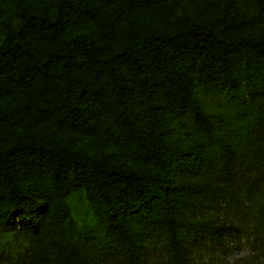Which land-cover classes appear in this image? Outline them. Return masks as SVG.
<instances>
[{"label": "trees", "instance_id": "obj_1", "mask_svg": "<svg viewBox=\"0 0 264 264\" xmlns=\"http://www.w3.org/2000/svg\"><path fill=\"white\" fill-rule=\"evenodd\" d=\"M5 26L0 210L32 243L30 262L97 264L115 249L125 264H152L139 241L156 229L170 264L219 242L227 228L202 210L232 205L236 159L264 153L250 129L264 121V0H31ZM205 92L224 95L240 123L227 127L228 110L200 104ZM186 112L192 143L180 147L170 125ZM110 131L138 167L82 153L66 136L104 145ZM81 186L97 227L74 239L62 225H74L66 195ZM37 201L43 212L29 218ZM138 204L139 230L129 217ZM41 225L60 235L44 245Z\"/></svg>", "mask_w": 264, "mask_h": 264}, {"label": "rangeland", "instance_id": "obj_2", "mask_svg": "<svg viewBox=\"0 0 264 264\" xmlns=\"http://www.w3.org/2000/svg\"><path fill=\"white\" fill-rule=\"evenodd\" d=\"M31 0H5L4 22H0V42L4 38L8 18L11 12L20 9L30 3ZM226 97L218 96L215 92L199 93L197 101L208 109L225 108V126L233 127L240 123L235 118L233 111L225 104ZM255 118L251 120L250 129L259 136L264 135V121L261 124L255 123ZM191 125V118L188 112L182 113L180 118L171 122V138L176 139L180 147L188 146L192 143V138H188L187 132ZM118 132L110 131L109 140L104 145H99L88 132L68 133L70 141L82 153L88 155L114 154L119 160L133 167L138 164L131 156L119 146L117 142ZM261 139V138H260ZM264 144V139L260 140ZM237 171V186L239 196L232 205L218 204L212 208L206 207L202 210L203 216H211L221 223L227 231L218 242L203 241L197 245H192L189 249L190 261L192 264H264V208L262 213L256 212L258 207L264 203V153L262 155L243 156L236 159L234 164ZM255 179L254 186L249 189L246 182ZM67 203L74 220V225L64 223V232H70L74 239H78V233L88 235L93 233L97 227V218L85 195L84 187L71 190L66 195ZM45 203L37 201L35 206L29 209V218L37 219L43 212ZM136 209L140 213L129 216L136 229L142 225V204H138ZM0 264H32L29 256L32 243L15 227L7 225L10 222V208L0 210ZM40 231L44 234L43 244L54 237L60 235L59 229L50 226H40ZM103 235V232H100ZM143 250L152 260V264H170L169 254L166 247L165 237L162 231L156 229L153 235L146 236L139 241ZM97 264H125L122 254L112 249L110 257L100 258Z\"/></svg>", "mask_w": 264, "mask_h": 264}]
</instances>
